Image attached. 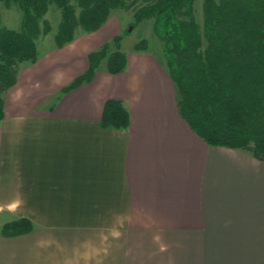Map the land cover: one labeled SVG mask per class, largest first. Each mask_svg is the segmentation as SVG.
<instances>
[{
  "label": "crops",
  "instance_id": "crops-1",
  "mask_svg": "<svg viewBox=\"0 0 264 264\" xmlns=\"http://www.w3.org/2000/svg\"><path fill=\"white\" fill-rule=\"evenodd\" d=\"M97 31L29 64L5 94L0 227H33L0 234V264H264V161L196 135L155 56L126 52L123 71L61 90L120 35ZM111 98L126 128L100 124Z\"/></svg>",
  "mask_w": 264,
  "mask_h": 264
},
{
  "label": "trees",
  "instance_id": "trees-1",
  "mask_svg": "<svg viewBox=\"0 0 264 264\" xmlns=\"http://www.w3.org/2000/svg\"><path fill=\"white\" fill-rule=\"evenodd\" d=\"M16 4L22 16L18 29L0 22V120L4 95L16 82L17 64L38 58L36 40L51 31L44 14L50 4L60 10L53 42L61 48L77 33L100 28L112 10L132 12L134 26L152 20V30L163 44L165 67L176 92V105L188 126L208 145L249 152L264 161V0H202V22L194 15V0H0ZM1 20V16H0ZM121 35H115L87 54L86 71L62 91L90 81L103 58L106 70L126 67ZM115 47V48H114ZM144 40L134 50L146 51ZM129 114L119 99H107L100 124L126 128ZM18 218L0 227L3 236L32 229Z\"/></svg>",
  "mask_w": 264,
  "mask_h": 264
},
{
  "label": "rangeland",
  "instance_id": "rangeland-1",
  "mask_svg": "<svg viewBox=\"0 0 264 264\" xmlns=\"http://www.w3.org/2000/svg\"><path fill=\"white\" fill-rule=\"evenodd\" d=\"M202 0H194V15L198 23L202 22V11H201ZM0 16H1V25L9 28L18 29L21 22L22 13L16 4L9 3L5 4L0 2ZM44 18L48 20L51 26V31L47 34H42L36 40L37 49H38V59L42 58L46 53L57 48L53 42V33L55 32L58 22L60 20V10L54 5L50 4L47 11L44 14ZM133 21L132 12L124 8H116L111 11L109 18L106 20V24L113 23L118 25L121 35L119 42V49L123 52H132L134 51V46L136 43L141 40L145 41L146 50L156 57L158 62L161 65H165V56L163 53V44L161 40L156 36L152 30V20L143 19L134 26L131 24ZM105 27L101 29L104 31ZM117 32V31H116ZM98 33H87L80 30L73 42L62 50H55L59 54L58 59L65 56V53L68 52V49L78 48L79 44H82L84 41H88L91 38L98 36ZM115 48V47H114ZM63 53V54H62ZM107 58H103L99 64V68L106 67ZM31 62L23 61L17 64V75L20 71L26 69ZM8 91V90H7ZM6 94V93H5ZM5 99V95H4Z\"/></svg>",
  "mask_w": 264,
  "mask_h": 264
}]
</instances>
